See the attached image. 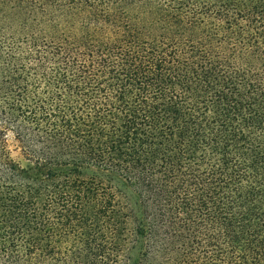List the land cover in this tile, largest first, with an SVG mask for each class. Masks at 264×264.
<instances>
[{
    "label": "trees",
    "instance_id": "trees-1",
    "mask_svg": "<svg viewBox=\"0 0 264 264\" xmlns=\"http://www.w3.org/2000/svg\"><path fill=\"white\" fill-rule=\"evenodd\" d=\"M0 264H264V0H0Z\"/></svg>",
    "mask_w": 264,
    "mask_h": 264
},
{
    "label": "rangeland",
    "instance_id": "rangeland-1",
    "mask_svg": "<svg viewBox=\"0 0 264 264\" xmlns=\"http://www.w3.org/2000/svg\"><path fill=\"white\" fill-rule=\"evenodd\" d=\"M17 154L15 152H13V156H16Z\"/></svg>",
    "mask_w": 264,
    "mask_h": 264
}]
</instances>
